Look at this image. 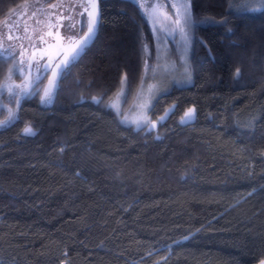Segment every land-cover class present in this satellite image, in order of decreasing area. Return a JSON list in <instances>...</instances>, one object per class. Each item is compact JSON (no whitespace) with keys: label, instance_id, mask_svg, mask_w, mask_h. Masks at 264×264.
<instances>
[{"label":"trees","instance_id":"obj_1","mask_svg":"<svg viewBox=\"0 0 264 264\" xmlns=\"http://www.w3.org/2000/svg\"><path fill=\"white\" fill-rule=\"evenodd\" d=\"M30 1L0 0V22ZM237 6L191 0L193 83L156 100L153 118L170 110L148 131L105 102L122 77L131 100L151 25L131 0L98 1L93 43L54 98L22 100L0 127V264L264 260V9Z\"/></svg>","mask_w":264,"mask_h":264},{"label":"rangeland","instance_id":"obj_2","mask_svg":"<svg viewBox=\"0 0 264 264\" xmlns=\"http://www.w3.org/2000/svg\"><path fill=\"white\" fill-rule=\"evenodd\" d=\"M69 1H70V5L67 8L63 7L62 3H59L60 4L59 5L57 1L54 3L55 6L54 8H58L57 6L59 5L60 12L64 11L65 14L67 10L70 11L71 16L66 25H75V27L71 30L75 33H79L80 25L83 27L82 29H84L86 24V19L84 15H81V13L84 11L85 4L83 0H69ZM131 1L133 2V0ZM40 4H41L40 1L35 2V0H32L23 5H19L15 9L9 11L5 16V18L3 19V21L0 22V46L3 47H7L9 45L13 46L14 51L16 52L17 55L23 52L24 53L23 56L19 55L21 59H24L27 54V48L25 45L26 42L24 41V38L30 36L29 40H31L34 39L37 35V30L33 31L31 29V24L34 21L35 23H37V19L41 17L38 15L39 12L37 10V7L40 6ZM155 4L157 6L156 14L159 17V20L155 25V27H162L164 25L171 24L172 21L175 20V14L173 13V11L170 8L163 6L164 0H155ZM250 6L256 7L258 5H250ZM33 13H35V15H33ZM168 16H171L172 20L167 19L166 17ZM147 20L151 25V32L153 37L154 34L152 29L154 25L148 18ZM66 31H68V29L64 27L62 29L63 35H65ZM194 39H195V35H194ZM154 46L155 47L152 50L149 48L151 50V54H149V52H146L144 51V49H142L143 52L142 74H140L139 81L136 85L131 100L128 101L127 103L123 102L127 90H126V84L125 85L121 84V80L123 78L122 77L117 90L105 102L106 108L113 113L114 119L119 125L131 127L132 129H138L135 124H130L128 122L122 124L120 122L122 116L118 115L117 114L118 112L121 113L122 115H126L128 117V121L135 119L138 113L143 112L147 115L148 120L155 121L158 125L160 122H162L165 119L170 109H167L163 115L153 118L151 115V111L156 100L161 95L167 93L174 87L189 86L193 83V73L190 62L193 45L183 60L179 59V57L182 54V48L180 46L178 34L175 38L169 37L168 43H161L158 40H154ZM158 50L160 56L159 62L157 61ZM146 58L149 61V66L154 70H148V68H146L145 66ZM0 60L4 61L3 58H0ZM11 67L12 64L8 62L7 73H8V69ZM185 68H187V73L185 72ZM2 83L7 85V82L5 81V75H3L0 78V85ZM0 98H2L1 104L3 103L4 105H7L8 108H11L13 110L14 105L8 103L7 92L1 94ZM37 98L38 95H35L33 97L34 100ZM110 104H115V108L108 107ZM189 109H194V108H189ZM189 109H187V111ZM160 117H164V119L161 121ZM3 119L4 117H0V120ZM193 119H191V121ZM148 127H150V125Z\"/></svg>","mask_w":264,"mask_h":264},{"label":"snow or ice","instance_id":"obj_3","mask_svg":"<svg viewBox=\"0 0 264 264\" xmlns=\"http://www.w3.org/2000/svg\"><path fill=\"white\" fill-rule=\"evenodd\" d=\"M133 2L141 10L142 14L154 25L152 29L154 40H158L161 43H168L169 37L175 38L178 34V39L182 48V54L179 59L183 60L186 54L190 51L194 41L195 20L191 11V0H164L163 6L170 8L173 11L175 14V20L172 21L171 24L164 25L162 27H155L159 20V17L156 14L157 6L155 4V0H133ZM97 4L98 0H88V4L84 6V10L87 12L88 22L86 32H84L83 36H80L78 33L71 30L75 27V25L64 26L68 29V31L65 32L64 39L69 42L73 40L77 41L75 48L72 49V51L76 52L77 55V50L80 49L82 45L86 44L87 40L95 35L98 23V13L95 11L97 9ZM237 4L238 6L235 10L247 8L248 11L252 12L264 9V0H237ZM250 5L258 6L253 7ZM89 7L93 11H89ZM33 15H35V13H33ZM81 15H83V13H81ZM166 18L172 20L171 16ZM143 49L151 54V50L149 49V45L146 41L143 42ZM23 54L24 53L21 52L19 55L23 56ZM0 58H3L4 61L12 64V67L8 69V75L5 77V81H11L14 75H20L23 80L22 84L14 86L15 90H13L12 86H7L6 84L0 85V94H3L6 90L8 103L15 104L17 108L19 107L21 100L29 96L39 95L42 104L50 102L58 91L59 83H61L70 73L71 67L73 66L72 60L74 59V57L69 58L67 54H64L55 64H53L51 60L44 63H40V61L33 63V61L29 60L25 66V61L18 59V56L11 45L7 47L0 46ZM41 60H43V56L41 57ZM159 60L160 56L158 50L157 61L159 62ZM145 66L148 70H154L149 66L147 58L145 59ZM33 68H35L36 71L34 79L32 78ZM49 72H51L52 79L48 80V85L46 87L41 88L42 80L47 78ZM185 72L187 73V68H185ZM235 75L239 76V69L236 70ZM121 84H126V77L122 78ZM91 99L95 104L102 103V97L97 98L94 96ZM123 102H126V96ZM108 107L115 108V104H110ZM3 111H7V119L0 120V127H6L13 123L16 119V113L11 108H8L7 105L0 104V112ZM117 114L122 116L120 120L122 124L125 122L135 124L140 130L148 128V131H151L157 126V123L155 121L148 120L147 115L143 112L138 113L136 118L131 121H128V117L126 115H122L119 112ZM193 118L194 109H189L184 113L181 123L190 122ZM163 119L164 117H160L161 121ZM149 125L150 127H148ZM24 133L26 135L34 134L30 126L24 129ZM261 264H264V261H261Z\"/></svg>","mask_w":264,"mask_h":264},{"label":"flooded vegetation","instance_id":"obj_4","mask_svg":"<svg viewBox=\"0 0 264 264\" xmlns=\"http://www.w3.org/2000/svg\"><path fill=\"white\" fill-rule=\"evenodd\" d=\"M67 1L69 0H66V1L59 0L57 2L58 4L62 3L63 7L67 8L70 5V1L69 2ZM59 5L57 6L58 8H54L55 7L54 3H51V4L42 3L39 7H37V9H39L38 15L41 17L37 19V23H35L34 21L31 24V29L33 31L37 30V35L34 39H31V40H29L30 36L24 38V41L26 42L25 45L27 48V54L25 58L21 59L19 57V54L17 55L18 59L25 61V66L29 60L33 61V63H35L36 61H40V63H44L48 60H51L52 63L55 64L64 54L63 52H60V50L62 49L60 47L69 45L74 41L73 40L69 42L64 39L62 29L68 23L71 13L68 10L66 14L64 13V11L60 12ZM84 12L85 10L82 12L83 15H84ZM82 28L83 27L80 25V31L78 33L80 36L83 34L85 30V28L84 29ZM42 56H43V60H41ZM76 61L72 60V63H75ZM7 75L8 73L5 75V77ZM35 76H36V71H35V68H33L32 78L34 79ZM49 79H52L51 72L48 73L47 78L42 80L41 88H44L48 85ZM6 82H7V86H12L13 90H15L14 86L22 84L23 80L20 75H14L11 81H6ZM6 92L7 91L5 90L3 93H6ZM30 97L33 98L34 96H29L27 98H30ZM24 99L26 98H23L22 100ZM1 100L2 98H0V104H1ZM38 101L41 103L39 95H38Z\"/></svg>","mask_w":264,"mask_h":264},{"label":"water","instance_id":"obj_5","mask_svg":"<svg viewBox=\"0 0 264 264\" xmlns=\"http://www.w3.org/2000/svg\"><path fill=\"white\" fill-rule=\"evenodd\" d=\"M85 4H88V0H83ZM99 1V0H98ZM89 11H93L90 7L88 9ZM97 13H98V4H97V9L95 10ZM84 15H85V19H86V24H85V30L84 32H86V28H87V22H88V17H87V12H84ZM97 20L99 22V15L97 16ZM97 27H98V23H97ZM84 32L81 36L84 35ZM96 32H97V28H96V31H95V35L90 38L89 40H87L86 44L82 45L80 49H78V55L76 52L72 51V49L75 48L76 46V43L77 41L74 40L71 44L69 45H66V46H61L60 48H62L60 50V52H63L64 54H67L69 56V58H73V61H76L78 60V58L89 48V46L93 43V40L96 36ZM63 54V55H64ZM264 261V260H263ZM258 264H261V262H259Z\"/></svg>","mask_w":264,"mask_h":264}]
</instances>
